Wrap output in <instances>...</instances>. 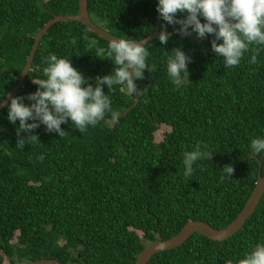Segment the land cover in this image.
<instances>
[{"label": "trees", "instance_id": "1", "mask_svg": "<svg viewBox=\"0 0 264 264\" xmlns=\"http://www.w3.org/2000/svg\"><path fill=\"white\" fill-rule=\"evenodd\" d=\"M157 3L87 0V9L90 19L113 35L142 39L154 30ZM77 9L78 0H0V101L16 83L44 23ZM183 16L177 13L178 19ZM162 27L179 25L161 18ZM212 39L171 34L167 44L158 37L146 44V63L156 70L145 69L144 78L135 81L143 90L139 103L115 125L112 118L134 102L126 85H114L111 92L103 86L112 112L83 134L70 119L61 125L68 132L63 138L41 124L31 133L39 141L25 140L23 148L17 147L19 120L11 124L8 108L0 109V264L42 257L67 264H133L146 243L173 236L189 220L223 228L235 219L255 186L259 165L264 175V152L254 158L250 151L252 139L264 138V45L250 46L260 48L257 63H250L249 50L239 65L228 68L212 51ZM108 44L79 21L52 24L14 97L26 98L39 87L33 81L47 78L43 68L49 54L70 59L95 84L97 76L115 69ZM173 48L191 57L190 82L180 86L167 72ZM197 143L207 144L213 158L195 162L193 174L185 177L183 153ZM225 165L234 167L231 178ZM257 243H264V193L228 238L216 241L196 232L146 264L229 259L236 264Z\"/></svg>", "mask_w": 264, "mask_h": 264}, {"label": "clouds", "instance_id": "2", "mask_svg": "<svg viewBox=\"0 0 264 264\" xmlns=\"http://www.w3.org/2000/svg\"><path fill=\"white\" fill-rule=\"evenodd\" d=\"M157 11L167 25L174 28L179 25L175 30L180 34L195 33L201 39L208 35L214 36L211 40L212 51L223 58L225 67L239 65L249 50L253 52L250 63H257L260 48L250 49V46L264 45V0H158ZM177 13L187 15L178 19ZM200 17L205 22L202 23ZM170 35L162 27L159 42L167 44ZM146 44L145 40L111 39L107 56L114 60L115 69L109 75L97 76L95 84L88 83L70 59L49 54L46 60L48 66L43 68V74L47 78L33 81L39 86L37 90L26 98L12 97L10 103L4 104L8 108L9 122L15 125L19 120L17 147L23 148L25 140L39 141L38 135L31 133L41 124L47 132L58 133L63 138L68 132L61 125L69 119L82 134L89 125L95 126L104 120L105 114L112 112L110 97L103 91L105 85L109 92L113 91L114 85H126L128 94L142 95L143 90L137 88L135 81L144 78L145 69L149 72L156 70L155 65L149 66L146 63L150 54ZM171 51L172 54L167 58V72L172 83L180 86L190 82L187 65L191 62V57L180 48H173ZM120 90L123 92L125 89ZM25 99L31 103L26 105ZM29 120L33 122L28 123ZM21 133L29 135L21 137ZM250 151L254 155L264 152V138L252 139ZM212 158L213 154L208 150L207 144L197 143L193 151L184 152L185 177L193 174L195 162ZM38 159L43 161L44 156L40 155ZM222 169L225 176L231 178L234 167L225 165ZM225 176H221V180ZM225 264H233V261L229 259ZM236 264H264V243H257Z\"/></svg>", "mask_w": 264, "mask_h": 264}, {"label": "water", "instance_id": "3", "mask_svg": "<svg viewBox=\"0 0 264 264\" xmlns=\"http://www.w3.org/2000/svg\"><path fill=\"white\" fill-rule=\"evenodd\" d=\"M160 19H161L160 13L157 11V19H156V25L154 27V30L149 35H147L146 37L142 39H133V40L135 41L145 40V42L148 44L152 40H154L156 37H158L161 32ZM58 21H79L89 31H91L92 33L96 34L98 37L103 38L109 42L111 39H114V38L125 39V38L113 35L109 31L104 29L103 27L95 24L90 19V16L88 14L87 0H78V9L75 14L73 15L71 14L54 15L51 19H49L46 23H44L41 29L36 33V35L34 36L31 49L27 55L25 65L21 73L19 74L18 79L16 83L14 84V86L6 94V96L0 101V109L4 107V104L9 102L12 97H14V95L23 86L25 82V78L29 70L31 69L33 57H34L35 51L38 47L41 37L44 35V33H46V31L52 24ZM165 31L170 34H177L183 38H186L188 36L187 34H180L178 31L174 29H165ZM133 96H134V102L124 112L118 113L112 118L113 125H115V121L117 118H120L126 115L132 108H134L139 103V97L136 95H133ZM251 156L254 158H257L255 155H251ZM260 168L261 166L259 165L257 181L251 191L250 196L248 197L243 208L238 213V215L235 217V219L231 221L228 225H226L223 228H216L212 226L211 224H209L208 222H205L203 220H196V219L189 220L173 236L164 239L159 235L156 240L146 243L143 249L136 256V259L133 264H146L148 260L150 259V257L154 255L155 253H158L164 250H169V249H172V248H175L181 245L193 233H196V232L204 235L205 237L209 239L216 240V241L224 240L228 238L229 236H231L232 234H234L238 229L242 227L246 219L254 211L257 203L259 202L261 196L264 193V175L261 174ZM23 264H67V263H63L57 259L42 257V258H39L33 261L25 262Z\"/></svg>", "mask_w": 264, "mask_h": 264}, {"label": "rangeland", "instance_id": "4", "mask_svg": "<svg viewBox=\"0 0 264 264\" xmlns=\"http://www.w3.org/2000/svg\"><path fill=\"white\" fill-rule=\"evenodd\" d=\"M161 130V129H160ZM158 135V134H157Z\"/></svg>", "mask_w": 264, "mask_h": 264}]
</instances>
